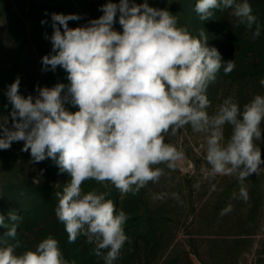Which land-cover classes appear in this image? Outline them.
<instances>
[{
	"label": "clouds",
	"instance_id": "9594fccd",
	"mask_svg": "<svg viewBox=\"0 0 264 264\" xmlns=\"http://www.w3.org/2000/svg\"><path fill=\"white\" fill-rule=\"evenodd\" d=\"M214 9H231L239 24L248 29L256 25L253 39L260 36L248 0H197L195 5L201 21L211 19ZM100 11L103 15L98 19L76 28H69L68 22L79 16L52 14L53 32L46 36L52 48L42 57V70L55 71L59 66L70 83L38 87L35 99L25 98L19 93L17 77L6 92L13 107L11 126L9 118L0 124V150L23 141L21 151L30 150L33 163L50 158L61 173L71 177L62 193H54L58 198L55 215L65 225L69 243L83 235L94 245L97 257L113 264L125 242H130L124 231L128 216L123 210L117 213L113 201L106 199L108 193H83V182H110L122 194H136L163 175L154 165L175 169L183 154L166 144L164 137L190 125L193 131L207 133L206 161L212 174H237L239 197L246 201L243 181L264 164L255 144L264 138V96H255L242 111L229 97L210 116L207 88L221 68L227 75L235 64L208 46L204 30L194 37L177 27V18L169 11L147 2L109 0ZM117 13L122 32L114 30ZM260 84L264 86V78ZM66 102L79 110L68 111ZM226 124L231 125L232 134L225 143ZM230 210L228 205L221 214ZM9 216L11 221L22 219L15 212ZM0 226L6 227L3 215ZM16 231L13 224L6 235L15 237ZM16 247L18 241L0 248V264H68L51 236L35 251L16 254Z\"/></svg>",
	"mask_w": 264,
	"mask_h": 264
},
{
	"label": "rangeland",
	"instance_id": "374dc122",
	"mask_svg": "<svg viewBox=\"0 0 264 264\" xmlns=\"http://www.w3.org/2000/svg\"><path fill=\"white\" fill-rule=\"evenodd\" d=\"M109 0H0V124L8 118L12 104L8 87L20 79L19 93L27 98L38 96L37 88L69 85L67 72L57 67L43 71L42 57L51 53L50 37L53 13L79 16L70 20L69 28L85 26L103 15L100 8ZM119 3V0H111ZM147 2L150 7L165 9L177 18V27H184L199 38L204 30L209 47H215L224 61L233 60L235 68L227 75L223 68L206 91L210 104L206 109L214 115L223 100L231 97L243 106L257 95L264 96V0H248L257 17L260 36L252 38L256 25L248 29L231 15V9H214L213 16L201 21L195 11L197 0H130ZM242 2V0H237ZM117 13L114 30L122 32ZM44 21V23H42ZM67 92V87L62 96ZM68 111L77 106L65 103ZM264 130V122L261 124ZM225 143L232 134L225 125ZM264 136V132H262ZM207 133L193 131L186 125L175 135L169 131L166 144L183 154L175 169L166 164L154 165L163 170L158 182H149L136 194H122L110 182L87 180L83 193L106 192L117 213L123 210L128 219L124 225L130 242H125L120 257L113 264H264V164L257 173L243 181L248 199L239 197L238 175H213L206 161ZM24 142H13L10 149L0 150V248L14 246L7 236L13 224L20 228L18 249L23 253L32 243L33 250L49 236L58 241L68 264H105L97 257L94 245L78 236L69 243L65 225L55 215L58 198L71 177L61 173L53 160L33 163L29 152L21 151ZM264 159V138L255 141ZM235 194V196H234ZM231 205V210L221 214ZM22 219L11 221L9 213ZM19 230V229H18ZM19 252V251H18ZM17 254H21L18 253Z\"/></svg>",
	"mask_w": 264,
	"mask_h": 264
},
{
	"label": "trees",
	"instance_id": "16d2710c",
	"mask_svg": "<svg viewBox=\"0 0 264 264\" xmlns=\"http://www.w3.org/2000/svg\"><path fill=\"white\" fill-rule=\"evenodd\" d=\"M18 229H19V230H18ZM18 229H17V231H16V236L13 237V240H12V241L14 242V246L17 244V241L19 242V244H20V242H21V241H20V231H21V230H20V228H18ZM28 245H29V247H28V249L25 248V251H29V250L34 251L33 248L35 247V245L33 246L32 243H29ZM18 251H19V252H18ZM25 251H24V252H25ZM17 252L22 254V252L18 249V247L15 248V253L17 254Z\"/></svg>",
	"mask_w": 264,
	"mask_h": 264
}]
</instances>
